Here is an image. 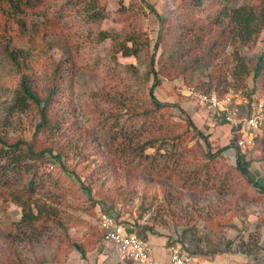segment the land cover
Masks as SVG:
<instances>
[{
  "label": "trees",
  "instance_id": "16d2710c",
  "mask_svg": "<svg viewBox=\"0 0 264 264\" xmlns=\"http://www.w3.org/2000/svg\"><path fill=\"white\" fill-rule=\"evenodd\" d=\"M47 1L0 0V42L4 43V51L21 75L14 105L34 111L38 119L31 137L8 135L0 129V199L9 198L21 208L22 217L15 223L18 230H33L52 222L63 225V221L57 220L55 214L49 212L47 203L39 198L45 195L46 185H60L63 174L70 170L69 161L78 157V161L83 162L88 158L89 150L85 149L87 139L80 145L79 141H72L66 135V124L73 114L67 106V91L72 83V66L75 65L70 55L79 53L80 46H83L79 39L85 36L86 26L108 18L112 10L109 8L110 0H60L54 5V14H49L40 11ZM170 3L173 7L169 15H158V34L146 64L148 106L128 103L127 97L122 98L111 88L107 94L95 91L94 97L111 103L113 107L112 110L95 108L96 133L111 154L125 161L127 169L135 173L155 179L175 178L184 187L205 191L229 188L231 173L235 171L253 183L258 196L254 200L261 201L264 199V184L249 178L253 161L237 146L241 137L239 130L225 120H216L217 124H229L233 136L228 145L214 151L210 133L206 134L189 116L181 121L174 120L171 116L173 104L158 99L156 88L163 79L182 77L197 91L215 93L223 98L234 83L233 86L244 89L243 95L252 100L257 89L264 87V52L247 57L242 50L256 44L264 31V0L241 6H233L228 0H170ZM120 4H123L122 0ZM116 14L121 21L133 23L135 20L123 10H117ZM62 18L67 20L64 28L69 37V41L66 39L61 43L67 51L66 57L53 64L47 73L46 86L40 87L32 75L34 69L31 65L37 63L32 44L37 37H45L57 30ZM117 32L101 29L97 40L112 39V59L118 66L122 64L117 57L119 53L138 57L152 48L148 40H138L134 36L136 33L121 35ZM229 46L233 47L232 54L227 53ZM232 56L234 81L230 85L227 70L218 66L222 58L229 62ZM89 65L100 68L101 63L96 61ZM111 72L118 77L117 68L111 67ZM249 77L255 86L245 89ZM237 106L245 108L243 104ZM256 138L259 145L263 144L264 134L255 136L253 146ZM231 146L236 148L235 164L228 163L222 154ZM261 150L264 154L263 145ZM110 205L104 209L106 212L113 208V204ZM145 210L140 212L139 219L143 218ZM151 220L153 224L131 221L133 225H127L125 220L119 222L149 240L151 236L159 235L154 227L157 217ZM215 224L220 226L222 221ZM230 226L235 225L230 223ZM101 236L105 238L102 226ZM198 239L194 227H188L183 229L179 241H167L166 245L178 244L185 251L205 252L211 257L230 252L253 255L252 251L233 248L232 241L223 247L212 245L202 250L198 245L201 238ZM104 242L108 241L104 239ZM97 243L90 234L83 242L69 240L83 258Z\"/></svg>",
  "mask_w": 264,
  "mask_h": 264
},
{
  "label": "rangeland",
  "instance_id": "374dc122",
  "mask_svg": "<svg viewBox=\"0 0 264 264\" xmlns=\"http://www.w3.org/2000/svg\"><path fill=\"white\" fill-rule=\"evenodd\" d=\"M58 1L60 0H48L40 11L54 14V5ZM122 1L123 4H120V0H110L109 8L112 10L108 18L88 24L85 36L79 39L83 44L79 53L70 55L75 65L72 66V83L67 91V106L73 114L66 124V135L72 141H79L80 145L87 139L88 146L85 149L89 150L88 158L83 162H79L78 157L69 161L70 170L63 174L60 185H46L45 195L39 198L47 203L49 212L55 214L57 220H62L63 225L52 222L39 225L33 230H18L15 223L22 217L21 208L9 198L0 199V264H124L114 245L109 241L104 242L105 238L101 236V219L106 213L117 217L119 221H127V225H133L131 221L153 224L151 218L156 216L154 227L159 235L149 238L154 258L162 255L164 259L166 242L179 241L184 228L194 227L199 239L201 238L198 245L202 250L212 245L223 247L228 241H232L233 248L252 251L251 259L256 258L259 262L264 260V199L254 200L258 196L253 183L232 171L229 188L199 191L180 185L175 178L155 179L135 173L132 169H127L125 161H120L111 154L96 133L95 108L112 110L113 107L111 103L94 97L95 91L107 94L111 88L112 92L119 93L122 98L127 97L128 103L148 106L145 72L148 55L150 51L153 52L158 34V15L166 17L173 7L170 0ZM256 1L228 0L233 6L250 5ZM117 10L135 17L133 23L121 21L116 14ZM59 22L57 30L45 37H37L32 44L34 58L37 60V63L31 65L34 69L32 75L40 87L46 86L47 73L53 64L66 57L67 51L61 47V43L66 39L69 41L64 28L67 20L62 18ZM101 29L113 33L118 31L121 35L136 33L134 36L138 40H148L152 48L138 57L119 53L117 57L122 64L118 66L112 59V39L100 42L97 40ZM144 48L147 49L146 46ZM68 49L70 50L69 47ZM233 51V47L229 46L227 53L232 54ZM263 52L264 31L256 44L242 50L247 57ZM223 60L222 58L218 67L227 70L231 85L234 81L231 73L234 57L229 62ZM96 61L101 63L100 68H91L89 64ZM106 63L108 64L105 65ZM111 67L117 68L118 77L112 74ZM20 79V73L4 51V43L0 42V129L8 135L31 137L38 121L36 113L14 105ZM233 85L234 83L223 96L230 105L245 104L252 100L264 103L263 86L257 89L252 100H248L243 95L244 89ZM254 86V80L249 77L244 88L252 89ZM189 87L192 86L182 77L163 79L156 88V95L161 101L173 104L171 116L174 120L181 121L189 116L206 134L210 133L214 151L225 147L233 136L231 126L215 123L200 106L198 97L187 91ZM263 134L264 126L255 132L257 137ZM255 140L253 147L242 152L253 161L249 178L264 184V154L261 150L262 145L264 148V141L259 145L257 138ZM222 154L228 163H236L235 146L225 149ZM110 204H113V208L106 212L104 209L110 208ZM144 208V216L139 219ZM220 221L222 224L217 226L215 223ZM230 223L235 226L231 227ZM89 234L98 243L83 258L69 244V240L83 242ZM188 253L195 256L190 264H200L203 259L212 258L205 252Z\"/></svg>",
  "mask_w": 264,
  "mask_h": 264
},
{
  "label": "built area",
  "instance_id": "2783aa9c",
  "mask_svg": "<svg viewBox=\"0 0 264 264\" xmlns=\"http://www.w3.org/2000/svg\"><path fill=\"white\" fill-rule=\"evenodd\" d=\"M189 93L195 94L199 104L215 121H226L241 133L237 146L243 151L254 144L255 132L264 126V103L252 100L249 103H236L231 107L228 99L221 98L215 93L199 92L193 87L187 88ZM243 104L245 108L237 106ZM101 226L105 240L111 242L124 264H163L154 258L152 244L139 236L131 227L119 222L116 217L105 214L101 219ZM167 248L166 264H190L195 256L183 250L178 244H171Z\"/></svg>",
  "mask_w": 264,
  "mask_h": 264
},
{
  "label": "crops",
  "instance_id": "0c3cea01",
  "mask_svg": "<svg viewBox=\"0 0 264 264\" xmlns=\"http://www.w3.org/2000/svg\"><path fill=\"white\" fill-rule=\"evenodd\" d=\"M165 258L163 259L162 255L158 256V259L161 263L166 264L167 262V248L165 245ZM264 264V260L261 259L260 262L255 258L251 259L250 256L243 254V253H222L217 254L211 259H203L202 263L200 264Z\"/></svg>",
  "mask_w": 264,
  "mask_h": 264
}]
</instances>
